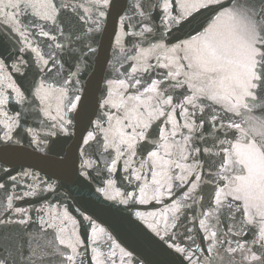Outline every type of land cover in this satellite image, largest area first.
I'll return each mask as SVG.
<instances>
[{
  "label": "snow or ice",
  "instance_id": "1",
  "mask_svg": "<svg viewBox=\"0 0 264 264\" xmlns=\"http://www.w3.org/2000/svg\"><path fill=\"white\" fill-rule=\"evenodd\" d=\"M0 264H264V0H0Z\"/></svg>",
  "mask_w": 264,
  "mask_h": 264
},
{
  "label": "water",
  "instance_id": "2",
  "mask_svg": "<svg viewBox=\"0 0 264 264\" xmlns=\"http://www.w3.org/2000/svg\"><path fill=\"white\" fill-rule=\"evenodd\" d=\"M77 191L79 206L93 216L99 227L107 230L106 233L100 234L101 241L110 233L118 243L133 251L134 254L142 256L146 260L157 258L153 245L147 240L144 233L130 221L128 213L122 210V206H109L110 202L105 203L102 202V199L98 200L95 195L89 194L87 188ZM116 251L119 253V249Z\"/></svg>",
  "mask_w": 264,
  "mask_h": 264
}]
</instances>
